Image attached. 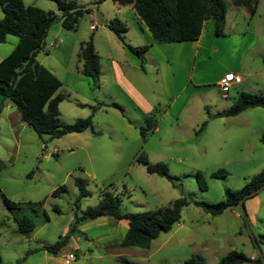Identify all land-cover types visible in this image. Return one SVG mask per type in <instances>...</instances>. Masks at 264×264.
<instances>
[{
  "label": "rangeland",
  "instance_id": "obj_1",
  "mask_svg": "<svg viewBox=\"0 0 264 264\" xmlns=\"http://www.w3.org/2000/svg\"><path fill=\"white\" fill-rule=\"evenodd\" d=\"M22 1L25 5L51 10L57 16L35 59L61 82L56 91L64 95L58 106L61 122L70 124L92 114V128L58 138L40 136L20 120L16 108L0 95V192L18 204L9 209L0 196L2 264H59L51 261L182 264L194 254L203 256L205 264H219L230 250L251 258L258 256L249 232L257 240L264 258V189L244 201L249 232L241 217L240 205L211 215L191 202L182 208L179 222L168 232L160 233L147 249L120 246L126 231L123 221L105 216L79 223L69 246L56 255L43 250L27 253L54 243L66 232L75 213L79 215L97 203L101 190L119 195L124 212L136 213L167 206L180 196L199 202H219L225 199L226 188L239 190L253 175L264 170L261 141L264 108L249 107L234 116L222 114L240 92L264 94V0H257L252 15L232 0H223L226 7L223 35L216 36L205 28L202 38L204 47L219 48L218 55L204 57L206 61L199 56L194 73L198 77L206 76L208 91L192 96L181 110L177 104L169 111L171 101L161 82L158 90L163 101L155 103L153 109L156 127L144 141L140 136L143 121H137L136 112L119 99L113 102L122 107L123 113L104 105L92 112L91 106L101 104L97 102L104 99L92 97L91 100L87 84L90 79L80 78L76 72L81 65L77 57L80 43L90 36L92 40L95 35L101 37L100 33L106 31L105 26L113 18L126 24L121 13L128 5L120 6L111 0L98 4L97 0H77L91 12L79 19L75 30H67L60 23L54 0ZM92 18L97 21L95 30L89 29ZM126 20L130 24L131 20ZM130 31L124 34V41L133 45L136 41L128 34ZM112 37L121 47L119 39ZM17 39L16 35L9 34L0 43V59L12 51ZM106 44L104 38L97 42L102 62ZM143 65L149 80L152 74H148L146 63ZM229 68L235 69L233 73L240 75L242 82L232 84L223 96L217 85L209 82ZM176 80L178 87L179 77ZM217 114L220 116L215 117ZM140 152L149 163H164L169 174L175 177L174 184L147 173L145 166L135 160ZM218 170L225 171L224 176L212 177L211 173ZM198 171L204 176V188L196 179ZM76 177L86 181L90 192V196L80 199L79 208L75 205ZM61 185L64 189L53 196L52 191ZM54 206L59 212L54 211ZM23 215L35 224L29 234L20 233L14 221V217ZM69 253L74 255L73 260L67 258Z\"/></svg>",
  "mask_w": 264,
  "mask_h": 264
},
{
  "label": "trees",
  "instance_id": "obj_2",
  "mask_svg": "<svg viewBox=\"0 0 264 264\" xmlns=\"http://www.w3.org/2000/svg\"><path fill=\"white\" fill-rule=\"evenodd\" d=\"M60 12V23L67 30H75L79 19L91 9L77 0H54ZM102 0H97L98 4ZM119 5H131L136 17L145 23L153 40L157 43H171L197 40L200 36L203 23L213 21V34L223 35L226 7L223 0H111ZM236 6L245 7L252 15L255 12L257 0H232ZM2 16L0 17V43L7 35H16L18 41L12 51L0 60V95L8 99L19 113L20 120L31 127L38 135L46 134L49 138H58L68 133L82 132L92 128V114L77 118L73 123L65 124L60 120L59 103L64 95L56 93L61 86L60 80L46 67L35 59L45 44V36L49 27L57 18L51 10H44L32 5H25L22 0H0ZM107 27L117 36L142 63L143 53L148 45L131 46L124 41L125 24L118 18H113ZM78 61L81 62L80 72L90 78L94 87L99 86L100 61L94 50L92 36L79 45ZM264 62V58H263ZM100 105V104H99ZM108 106L123 109L116 103ZM249 107L264 108V94L240 92L234 102L223 111V115L234 116ZM98 105L91 106L92 112ZM154 109V108H153ZM154 111V112H153ZM156 110L147 113L140 126V136L144 141L156 127ZM264 145V133L261 137ZM145 166L147 173L164 177L174 184L175 177L170 175L167 166L162 162L149 163L144 153L140 152L135 159ZM225 171L218 170L211 173L212 177H223ZM28 176H30L28 174ZM196 179L201 187H205L204 176L196 173ZM264 183V170L253 175L239 190H224L225 199L216 203L195 201L191 197L180 196L169 205L153 210L136 213L124 212L121 208V197L108 190H101L99 199L94 206H88L76 213L67 232L59 236L54 243L44 244L27 253L43 250L49 254H58L68 243L72 234L77 231L79 223L94 220L100 217L126 220L127 229L120 241L122 247H137L147 249L152 240L162 232H168L179 222L181 210L191 202L204 212L218 215L227 209L239 206V200ZM74 184L78 189L75 205L79 208L81 198L90 196L86 181L76 177ZM64 189L63 185L52 191L57 196ZM4 205L13 209L18 204L9 200L0 192ZM250 197H245L244 201ZM243 201V204H244ZM59 212L57 206L53 207ZM20 233L29 234L34 228V222L26 217H14ZM256 240V239H255ZM257 242V240H256ZM262 264L259 256L251 258L236 250H230L219 260V264ZM0 264L1 258H0ZM119 264H130L122 261ZM182 264H205L203 256L194 254Z\"/></svg>",
  "mask_w": 264,
  "mask_h": 264
},
{
  "label": "crops",
  "instance_id": "obj_3",
  "mask_svg": "<svg viewBox=\"0 0 264 264\" xmlns=\"http://www.w3.org/2000/svg\"><path fill=\"white\" fill-rule=\"evenodd\" d=\"M127 5H128L127 8L122 10L123 12L121 13V15L122 17L124 16V18L121 19H124L123 21L126 22L125 24L127 25L126 32H128L131 29V31L128 34H131L132 38L135 39L136 41L135 42L136 44L133 45L130 44V45L131 46L148 45L149 47L143 53L142 56H144L143 59L144 61H142L141 63L140 59L136 57L121 42L119 43L121 47H119L115 43L112 36H115L116 38L117 36L107 26H105V28H107L106 31L100 33L103 34L101 37H98L97 35L94 36V40H92L93 46H94V50L98 55L100 54L97 49V42L100 43V40H102L103 38L105 39V41L108 42V45L106 44L105 47V58L103 62L100 57L101 55L99 56V61H100L99 86L94 87L92 80L82 75L80 69L79 71L76 72L77 74H79V76H81L80 78H82L83 76V78H87L88 80L90 79V81H88L87 84H88V88H90V90L92 91V93L90 91L91 94L89 93L91 100L92 97H95V99L97 97L98 99H104V100H99L97 102V103H101L100 105H98L97 109H101V107H103L102 105H104L105 107H111L108 106L107 104L115 103L113 101L119 99L120 103L122 102L126 104L129 108L131 107V109H133V111L136 112L135 117L137 121L141 122L143 121L145 115L153 110L155 103L158 104L160 103V101H163L162 98L161 99L159 98V90H158L161 82L164 87L165 95H167V97L171 101L169 111L174 105L177 104L180 106L179 110H181L183 106H185V104L191 99L192 96L202 91L203 92L208 91V89H206V85L208 84L205 82L206 76L198 77L195 76L194 73L196 69L195 67L197 65V58L199 56L203 57V59L201 58V60L206 61L205 58L209 57L211 54L215 53L216 54L215 56L218 55L217 53L219 52V48L216 45L215 46L208 45L207 47H204V45L202 44L203 32L205 28H207V30L209 31L211 30L213 31L214 29L213 21L211 19H208L203 23L200 36L197 40L171 42V43H157L153 40V37L149 32L145 23L137 19L132 9V6L129 4ZM120 6H124V5H120ZM240 7L246 10L245 7L242 6ZM246 12L247 10L245 11V13ZM125 17L128 20H131L130 24L127 22ZM96 23L97 21L94 18H92L91 23L89 25V29L95 30L97 28ZM17 41L15 42V45ZM113 47H115V49H113ZM143 62L144 64L146 63V65L148 66V74H152V77L149 80L146 79L145 77L147 75V71L143 65ZM234 71L235 69L233 70L230 68L223 69L218 74H216L212 82L209 83H215L217 85L219 79L225 73L228 72L233 73ZM137 72H139V74L142 75H139ZM185 74L186 77L182 76ZM236 75L238 76L239 81L237 83L235 82V84H238L242 82V78L240 75L238 74ZM178 77L180 80V84L177 87L176 79H178ZM93 89L95 91H93ZM122 221L125 226V229H127V221L119 220L118 222H122ZM71 237L69 238L66 246H69ZM65 247H63L61 250H63ZM46 258L48 259L49 257ZM51 262L61 264V262L58 261H51Z\"/></svg>",
  "mask_w": 264,
  "mask_h": 264
},
{
  "label": "water",
  "instance_id": "obj_4",
  "mask_svg": "<svg viewBox=\"0 0 264 264\" xmlns=\"http://www.w3.org/2000/svg\"><path fill=\"white\" fill-rule=\"evenodd\" d=\"M216 116H220V114L215 115V117ZM262 189H264V183H262L259 187H257L256 189H254L253 191H251L250 193H248L246 196L242 197L239 200V205H240V208H241V217H242V219H243V221L245 223V226H246V229L248 230V232H249V227H248L247 216H246V212H245V207H244L243 201H244L245 197H252V196L256 195ZM249 234L251 235L252 241H253V243H254V245L256 247V251H257V254L259 256V259H260L261 263L264 264V258L262 256L261 250L258 247V245L256 243V240L253 237V235L250 232H249Z\"/></svg>",
  "mask_w": 264,
  "mask_h": 264
},
{
  "label": "built area",
  "instance_id": "obj_5",
  "mask_svg": "<svg viewBox=\"0 0 264 264\" xmlns=\"http://www.w3.org/2000/svg\"><path fill=\"white\" fill-rule=\"evenodd\" d=\"M50 45H52V43H50ZM239 78L236 74L232 73V72H228L225 73L218 81L217 86L219 88V90L221 91V93L223 95H226L229 90L230 87L232 86L233 83L238 82ZM69 260H73L74 259V255L72 253L68 254L67 257ZM68 260V261H69Z\"/></svg>",
  "mask_w": 264,
  "mask_h": 264
}]
</instances>
